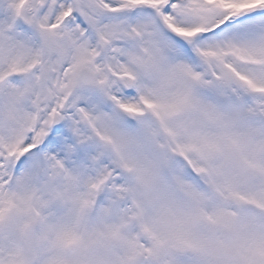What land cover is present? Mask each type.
Returning <instances> with one entry per match:
<instances>
[{
  "label": "snow or ice",
  "instance_id": "6c2138e0",
  "mask_svg": "<svg viewBox=\"0 0 264 264\" xmlns=\"http://www.w3.org/2000/svg\"><path fill=\"white\" fill-rule=\"evenodd\" d=\"M0 264H264V0H0Z\"/></svg>",
  "mask_w": 264,
  "mask_h": 264
}]
</instances>
